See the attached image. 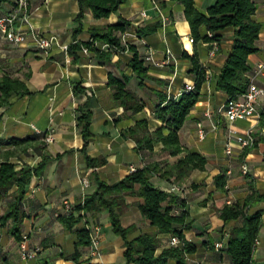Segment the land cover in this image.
Here are the masks:
<instances>
[{"label":"crops","instance_id":"0c3cea01","mask_svg":"<svg viewBox=\"0 0 264 264\" xmlns=\"http://www.w3.org/2000/svg\"><path fill=\"white\" fill-rule=\"evenodd\" d=\"M14 1L3 2L0 15L6 13ZM215 1L193 0L194 7L201 12ZM252 1L256 6L252 19L260 25V31L255 41L258 50L247 58L249 70L246 77L249 80L254 76V82L264 88V69L257 75L253 73L255 65L264 62V0ZM28 3L34 31L46 37L54 36L55 41L47 50H41L31 41L26 46H17L0 39V69L24 80L30 92L14 97L7 106L0 108V140L41 136L26 151L18 150L10 157L17 168L22 165L36 167L44 162L42 172L32 176L27 187L22 204L25 217L20 227V233L28 235L29 246L39 247L40 252L35 258L22 261L18 242L10 234L9 222L0 225V264H74L71 257L75 249L79 253V264H126L124 241L113 232L106 211L87 215L89 223L100 228L99 256L92 258L88 257V247L75 248L76 230L83 225L82 221L68 228L55 216L63 199L77 205L96 188L91 169L80 151L83 140L76 125V109L86 101L90 105L93 138L86 151L91 157L105 159V163L95 170L100 180L109 184L119 181L131 172V167L139 169L156 162L161 166L172 165L185 152L169 156L162 152L161 144H156L152 151H140L135 142L122 133L139 119H147L150 130L159 125L151 115L159 101L157 94L178 99L185 83L194 84L196 74L192 55L200 69L209 73L210 79L202 83L198 101L178 135L185 149L206 159L205 170H193L181 183L172 178H160L158 174H154L151 180L166 191L176 184L185 190L182 194H175L185 199L187 229H183V235L195 249L186 255L184 264H231L227 253L223 249L216 250L214 244L240 221L225 223L219 217V210L224 204L240 202L252 194L264 196V141L261 139L264 137V97L258 100L259 116L228 125L220 111L227 94L215 89V79L230 53L233 31L228 29L216 34L218 50L210 56L211 43L200 38L192 43L189 41L192 37L190 26L178 0H158L159 10L152 0H122L117 12L103 19H94L87 10L81 19L82 28L76 33L78 22L75 17L79 11L76 0H28ZM142 12L145 16L141 15ZM119 18L129 24L126 31L132 36L127 38V43L135 45L142 57L147 51L153 55L154 61L146 63L148 71L144 87H139L134 77L127 85L145 105L138 113L123 112V108L111 98V88L107 86L109 74L121 77L131 73L126 65L131 56L129 52H112L110 60L106 61L89 51L83 53L82 47L72 54L62 48L89 41L90 27L114 24ZM154 25L156 30L148 34L139 36L136 32L139 28ZM205 32L202 27L200 34ZM74 85L82 87L84 92L75 96ZM199 122L206 132L202 140L197 137ZM228 126L237 135L249 127L253 129L257 143L243 159H240L242 151L236 146L231 156L225 155ZM47 135L51 136L50 142L44 140ZM14 150L13 145H0V158L6 151ZM243 162L247 165V174L241 172ZM219 172L226 177L223 192L214 186V176ZM83 180L86 186L82 185ZM7 202L8 198L0 200V216L6 211ZM125 203L120 222L124 228L134 227L129 237L143 232L156 233V228L139 211L140 197L129 194ZM245 212L247 215L256 212L261 215L262 226L253 263L264 264V199L253 201ZM77 215L75 211L74 216ZM157 238L156 254H159L168 247L170 236L158 234ZM167 264L177 263L170 260Z\"/></svg>","mask_w":264,"mask_h":264},{"label":"trees","instance_id":"16d2710c","mask_svg":"<svg viewBox=\"0 0 264 264\" xmlns=\"http://www.w3.org/2000/svg\"><path fill=\"white\" fill-rule=\"evenodd\" d=\"M5 1L0 0V7ZM76 1L79 11L75 17V21L78 22V26L74 30L75 33L82 28L81 19L85 11L89 10L94 19L108 18L111 13L117 12L122 3V0ZM178 1L183 7V14L189 23L193 40L200 38L207 43L217 42V33L228 29L233 31L230 53L215 79V89L226 93L227 98H235L244 93L249 83L246 77L249 70L247 58L258 50L255 41L259 35L260 25L252 19L256 9L254 2L252 0H216L205 12H201L194 7L193 0ZM128 25L127 21L119 18L114 24L90 27L88 30L91 39L84 43L75 42L68 46L67 51L72 54L74 50H81V47H85L96 58L109 61L112 52L127 50L131 56L126 65L131 73L122 74L121 77L109 74L107 86L111 88V98L123 108V112L138 113L144 109L145 105L127 85L134 77L137 79V85L144 87L148 67L135 45L121 42V35L126 31ZM202 27L206 32L201 35ZM154 30H156L155 25L139 28L136 32L140 36ZM207 32L212 33V36L209 37ZM103 44L110 47L103 50L101 49ZM190 58L193 61V70L196 74L194 89L183 92L178 99L165 98V95L158 93L159 101L154 106L152 116L159 122V125L150 130L147 119H139L122 133L125 137L132 139L136 144V149L140 151H152L156 144H161L162 152L169 156H177L185 152L172 165L161 166L156 162L139 169L135 168L134 171L114 183L109 184L100 180L95 170L105 163V159L91 157L86 151L93 138L90 130L92 117L90 105L86 101L77 107L76 125L83 140L80 151L87 167L91 169V177L96 188L84 198L82 203L74 206L70 215L61 214L57 217L68 228L82 221L83 225L76 230L75 248L78 246L87 247L90 243L89 231L84 226V220L89 223L87 215L106 211L113 232L124 241L123 256L126 264H167L170 260L176 261L177 264H184L186 255L194 251V244L188 242L183 235V229H187L185 199L173 192L159 188L151 180L154 174H158L160 178H172L173 181L181 183L193 170H205L206 159L197 152L185 149L181 145L178 135L187 115L198 101L200 87L205 80V71L200 69L194 55ZM83 92L82 87L74 85L73 94L75 96ZM26 94H30V92L24 80L12 77L0 69V108L7 106L14 97ZM39 138L41 136L0 140V145L15 146L14 151H6L0 158V200L8 198L6 211L0 216V225L11 223L10 234L16 242L21 239L20 227L25 217L22 204L27 187L31 177L42 172L44 162L41 161L36 167L22 165L17 168L16 164L10 161V157L14 156L18 150L26 151L33 141ZM261 139L264 141V137ZM256 143L257 141L254 145ZM249 150V148H244L240 159H243ZM213 181L217 191H225L226 177L224 173L219 172L214 176ZM129 194H135L141 198V203L138 205L139 211L142 217L156 228V233L143 232L129 237L134 227L124 228L120 222V216L126 207L125 197ZM263 199L264 196L252 194L240 202L224 204L219 210V217L225 223L240 221L239 225H235L228 232L229 236L222 248L229 256L231 264H254V241L262 226L261 215L259 212L247 215L245 209L253 201ZM174 208H178L179 211H175ZM75 211L78 213L76 217L74 216ZM158 234L176 236L181 243L178 246L168 245L159 254H156ZM78 257L79 253L75 249L71 257L74 264H79Z\"/></svg>","mask_w":264,"mask_h":264},{"label":"built area","instance_id":"2783aa9c","mask_svg":"<svg viewBox=\"0 0 264 264\" xmlns=\"http://www.w3.org/2000/svg\"><path fill=\"white\" fill-rule=\"evenodd\" d=\"M155 8L158 9V0H152ZM142 16H145V13H141ZM162 19L164 17L161 15ZM22 26H26L23 28ZM209 37L212 36V33L207 32ZM132 36L131 33L125 31L121 35V42L127 44V38ZM0 39L17 46H26L29 41L32 42L33 46L37 49L47 50L52 43L55 41V37H46L38 34L34 31L31 23H30V11H29V3L28 0H15L13 4L10 6L8 11L2 15H0ZM189 41L192 43L193 37L189 38ZM110 46L107 44L101 45V49L106 50ZM64 50H67V46H62ZM218 50V43L211 42V49L209 50V55L213 56ZM83 53H88L87 48L82 47ZM124 52H127L125 50ZM169 53V51H168ZM143 60L145 63L153 62V55L151 51H147L143 56ZM264 69V62H259L255 65L253 73L254 75L259 74ZM209 73L206 72L205 80H209ZM194 89L193 83H185L181 89L180 94L183 92H189ZM264 97V88L258 86L254 82V76L249 79V83L247 89L244 93L237 95L235 98H227L225 103L220 108V111L224 117V120L228 125H232L237 120H245L251 117L259 116L257 110L258 100ZM215 128V126L213 125ZM197 128V137L199 140L205 138V130L202 126V123L199 122L196 125ZM46 142H50L51 136L47 135L44 137ZM255 138L253 136L252 127L247 128L244 132L237 135V132L234 131L229 126L227 127L226 134V143L224 147L225 155L231 156L233 153V149L236 146L241 151L244 148L251 149L254 146ZM241 172L243 174H247L248 168L247 165L243 162L240 166ZM131 172L135 170L134 167L130 168ZM82 185L86 186L87 183L85 180L82 181ZM170 192L173 193H183L185 190L180 185H172L169 188ZM82 203V202H81ZM74 203L69 199H63L55 216L59 215H70L74 209ZM84 226L89 231V239L90 243L88 247V257H98L99 256V237L100 228L97 225L86 223L84 220ZM229 236L228 232H224L219 241L215 242L214 248L216 250H221L224 247V240H226ZM257 238L254 241L255 247L257 245ZM181 241L176 236H170L169 245L170 246H178ZM18 247L20 250V259L22 261H28L29 259L35 258L39 252L40 248L37 246L30 247L28 244V235L26 233L21 234V239L18 242Z\"/></svg>","mask_w":264,"mask_h":264},{"label":"rangeland","instance_id":"374dc122","mask_svg":"<svg viewBox=\"0 0 264 264\" xmlns=\"http://www.w3.org/2000/svg\"><path fill=\"white\" fill-rule=\"evenodd\" d=\"M151 115H152V113H151Z\"/></svg>","mask_w":264,"mask_h":264}]
</instances>
